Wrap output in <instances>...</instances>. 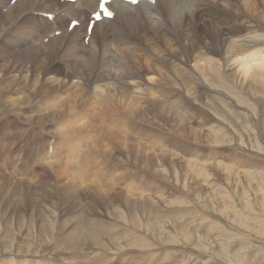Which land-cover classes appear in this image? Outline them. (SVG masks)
Segmentation results:
<instances>
[{"label":"bare ground","instance_id":"1","mask_svg":"<svg viewBox=\"0 0 264 264\" xmlns=\"http://www.w3.org/2000/svg\"><path fill=\"white\" fill-rule=\"evenodd\" d=\"M98 7L99 0H0V127L6 130L2 135L0 134V140L2 138H5V140L9 138L8 136L11 129L17 123L14 120V116H18L19 118V115H23L24 111L29 109L33 101L36 100L39 102L37 107L42 112H44V110L48 111L55 109L54 111H59L60 114L64 116L65 114H70L69 117L75 112V116L71 118L73 121L70 119L67 121L69 125H72V123L74 125L75 121L87 119L85 121H80L82 122L81 126L85 128L88 127L87 129L96 126L97 128L108 126V128L115 129V132H112L113 134L111 136L104 139V143H106V145L108 143L107 147H109V145L114 146L115 144V148H118V153L126 157L125 159L120 158L122 163H128V167L125 168L126 170H123L124 174H127L126 171L128 172L129 170V172L131 171L132 173L130 175L131 177H141L143 173L148 171L152 166L151 163L154 161V158L150 157L152 154L148 159L145 156L148 157L149 154L145 155V153H149L147 150H149V148H155V146L152 145L153 147L150 146L145 149V143L143 144L140 142V145H136L137 142L135 143L133 141V143H135V145H133L126 137L130 136L136 139H142L143 136L141 137L140 135L144 133V131H142L143 125L155 126V118H163V116L166 118L170 117L171 120L174 119L176 121V117L181 116L177 113V110L181 113L185 110H189L190 116H187L188 113L187 115L183 113L182 116L185 117L187 121L179 120L176 123H172L171 130L169 129L170 132L166 134L170 135V139L176 143H179L177 140L180 142L182 141L178 134L182 136L185 135L187 138L198 142L193 143V145H195L201 143V140L204 141L206 138L214 140L217 136H220L219 125L216 123H214L213 126H203L199 123V118H202L204 121L208 119V116H211L212 119L216 118L215 116L212 117L208 112L209 110L205 108V105H208L207 99H210V103L214 105L212 106V110L216 109V111H221L224 109L223 113L226 116L231 112L226 111L228 106L227 99L220 105L215 102V99L222 95L221 91L224 88L220 89V86L223 81L231 83L233 87L238 90V93L240 92L246 96L253 97L254 100H256L258 94L264 96V0H138L135 4L122 0H108L107 8L108 11L112 13V16H103L101 13L100 19L97 20L93 18L92 15L99 12ZM72 21L78 22L75 27L70 26ZM39 35H41V39H39ZM162 51H164L165 55L160 56V52ZM157 63L161 66L165 65V68L158 66ZM51 74L57 77L53 79L50 76ZM55 82H58L55 89L67 90L64 95H67L68 101H63L64 99L60 100V98L62 99L64 97L63 95L58 96V94L54 96V88H46L48 85H54ZM168 86L172 87V89H169ZM85 87H87V89ZM173 87L177 90H181L182 93L181 91L177 92ZM45 89L46 91L47 89L51 91L46 92ZM184 94L188 96V98L197 96L200 101L198 100V102L195 103L196 105L192 106V104L183 100L184 98H182L181 95ZM85 96L91 97L92 100V103L89 101V104L88 102L87 107L82 103L84 102L83 99H85ZM259 102L264 103V101ZM237 106L243 108L240 105ZM88 107L92 110H90L91 113ZM98 109L100 110V116L102 114L109 123L101 121L103 119L102 116L101 118L97 117L98 119L93 123L94 120L90 118L93 116L92 113L94 112V114H96L95 112H97ZM197 109L202 112V116H200L201 113H198ZM260 110V113H264V108L262 106H260ZM113 111H118L120 113L113 114ZM42 112L34 118L35 122H38L39 125L45 120H51L52 116H54L49 115L45 119V115H42ZM51 114H53V111ZM193 119L195 123L198 122L197 126L191 124ZM260 119L261 125L264 127V114ZM26 121H29V118L26 119ZM76 126L77 124L75 127ZM73 128L69 130H73ZM202 131L207 134V136L203 135ZM66 132L68 131L66 130ZM148 138H150V136ZM11 140L13 139L11 138ZM79 141L81 140L79 139ZM70 145L72 146L73 144L70 143ZM187 146L188 145H185V147ZM71 149L76 155L80 148L71 147ZM109 149L112 152H110V150L108 151V149H106V152L103 150L105 153V155L103 154L105 159L101 158L103 159V162L101 161L103 164L104 161L115 157V152L113 153L114 149ZM159 151L163 153L164 157L162 156V160L167 157L170 158L171 161H174V159L172 160V156H176L175 152L167 151L162 147L159 148ZM193 152L186 151L188 154H193ZM177 154L180 156L179 152H177ZM177 160L178 162L182 161V159ZM183 161L182 163L185 165V168L188 166V163L190 166L191 162H187L188 160L185 162ZM58 168L60 169V167ZM138 168H140V170H138ZM174 168L175 167H173V171H176ZM165 170L166 169H162V167H155L154 169L155 173L158 175H163ZM53 172L55 173V171ZM13 174L10 176H13ZM74 174L76 173L74 172ZM50 175L51 174H49V177ZM74 176L76 177V175ZM36 177L37 175L35 178ZM56 177L59 176L57 175ZM118 177L117 175V178ZM77 178L76 182L78 181ZM93 179L90 180V183L96 181ZM108 179L111 181L112 178L110 179L109 177ZM133 179L134 178L131 180ZM70 180L71 178L69 182ZM82 181L83 180L80 182L81 184ZM51 182L52 180L50 184ZM44 183L45 182H43L42 185ZM84 185L83 187L86 186ZM65 186L63 188H65ZM71 188L72 189L63 192L64 196L72 199L77 204L81 203L79 207L85 208V213H90L91 218L93 217L92 215H96L99 209H104L109 215L113 213L115 217H119L117 215V208L119 207L123 209L127 208V211L130 213L131 209L135 206L134 215L139 211L137 203L141 201H139L136 196L134 197L132 193L129 196L132 197L133 202L131 198L127 197V194L119 196V193L114 194L107 191H105V193L104 191L95 190L87 192L88 195L87 193L85 196L81 195L84 197V200H82L79 192L74 191L73 185ZM43 190V193L40 192L41 195L44 194L43 209L41 208L42 203L38 204L35 202L30 206L37 213L36 219L33 218V222L38 220L37 225L41 224L42 227L49 223L48 217L50 218L54 212H57L59 209L57 204L54 203V199L60 197L59 189L43 188ZM62 190L61 188V191ZM4 191L6 190L3 189L2 183H0V199L7 197ZM124 192H126L125 189ZM25 196H28V193ZM61 197H63V195ZM44 201L47 203L46 205ZM147 202L150 204L149 200ZM145 207L149 212H153L151 206L149 207L146 204ZM42 210H44V214ZM86 216L79 215L77 226L80 228L86 227V230H83L84 238L89 240L93 239L97 234L94 232L95 226H93V218L89 219ZM3 217L4 216L0 217V232L3 234V228L6 230L5 233H8L10 229L16 228L18 231L26 229L31 230L36 226L32 223L31 217L28 219L24 216H18L17 218L15 217L16 219H13L14 222H12L10 218L3 219ZM137 220L139 219H136V221ZM232 220L235 221L233 218L231 221ZM61 222H63V220ZM121 222H123V220ZM146 223H148V221ZM176 223L177 221H174L172 229L175 231L182 229L181 227L183 226L180 225V227ZM147 226L148 232H154L155 234L154 222H150ZM185 231L189 230L186 229ZM71 233L70 238H75L79 235L80 230L74 229ZM8 234L5 236L10 237L13 233L10 235ZM152 234L153 233H151L150 236H153ZM222 235L224 238V234ZM214 236L210 238L216 243L219 242ZM111 238L113 237L111 236ZM163 238L167 241L171 239L170 236H165ZM8 239L9 238L6 237L0 239L1 242L4 244L6 243L5 248H9L7 245ZM174 239L176 240V238ZM141 240L143 241V239ZM204 240L207 239L205 238ZM225 243H227V241ZM154 244L155 243H153V245ZM218 244H220V242ZM28 247L29 245H26V243H19L17 249L19 253L23 254L26 253ZM194 247L197 246L195 245ZM130 252L132 253V251ZM221 252L224 251L222 250ZM11 259L8 258L7 260L5 259L6 261L3 260V262H1L2 264L21 263V261L17 260L11 263L13 261H11Z\"/></svg>","mask_w":264,"mask_h":264},{"label":"rangeland","instance_id":"2","mask_svg":"<svg viewBox=\"0 0 264 264\" xmlns=\"http://www.w3.org/2000/svg\"><path fill=\"white\" fill-rule=\"evenodd\" d=\"M38 37L41 39V35ZM161 55H165L164 51L160 52V56ZM157 65L165 68V65L161 66L158 63ZM50 76L53 79L57 77L53 74ZM57 83L58 82H55L52 86L48 85L46 88H54V96L58 94V96L63 95L64 97L62 99L59 97L60 100L64 99L63 101H68L67 95H64L67 90L55 89ZM227 83V81L221 83L220 89L224 88L222 89L224 92L221 91L222 97L220 96L215 99V102L220 105L225 99H227L229 107L227 106L226 111L231 112L226 116L223 113L224 109L221 111H216V109L212 110V106L214 105L210 103V99H207L208 105H205V108L206 110H209L208 112L212 117L215 116L216 118L212 119L211 116H208L206 121L202 118L198 119L199 123L203 126H213L214 123L219 125L220 136H217L214 140L206 138L204 141L201 140V143L193 145V143L198 142L178 133L180 140H182L181 142L177 140L179 143H176L170 139L171 136L166 133L170 132L169 129L171 130L172 123H176L179 120L187 121L186 118L182 116L183 113L186 115L188 113L187 116H190L191 114H189V110H185L183 113L177 110V113L181 116L176 117V121L174 119L171 120L170 117L166 118L163 116V118H155V126L143 125L142 131H144V133L143 135H140L141 137L143 136L142 139H136L135 137L130 136L126 137V139H129L128 141L133 145H135L136 142V145L145 143V149L150 146H155V148L153 147L154 149L149 148V150H147L149 153H145V155L149 154L148 157L144 155L149 159V156L152 154L150 157H153L154 161L152 163L149 162L152 166L148 171L143 173L141 177H131L130 175L132 173L131 171L129 172V170L128 172L126 171L127 174H124L123 170H126L125 168L128 167V163H122L120 158L125 159L126 157H124L123 154L118 153V148H115V144L114 146L109 145V147H107L108 143L107 145L104 143V139L111 136L115 132V129L108 128V126H104L103 128H97L96 126L87 129L88 127L85 128L84 126H81L82 122H80L87 119L78 120L77 122H74V125L73 123L72 125H69L67 121L75 116V112L72 113L70 117V114H65L64 116L60 114L59 111H54L55 109L48 111L44 110V112H42L37 107L39 102L36 100L33 101V104L30 106L31 108L29 107V109H26L23 115H19V118L18 116H14V120L17 123L13 127L14 129H11L8 136L9 138L7 140H5V138L0 140V183H2L3 189L7 191H4L7 194V197L0 199V217L4 216L3 219L10 218L12 222H14L13 219L18 216H24L28 219L31 217L32 223L36 226L31 230L26 229L18 231L16 228L10 229L8 231L9 234L5 233L6 230L3 228L4 234L0 232V239L3 237L9 238L7 242L9 248H5L6 243L4 244L0 240V259H2L0 262H3V260L6 261L8 258H13L11 259V261H13H10L11 263L15 262V260L21 261V263L16 264H264V127L261 125L260 121V118L264 114L260 113V106L264 108V103L259 102L264 101V96L258 94L256 100H254L253 97L246 96L240 92L239 94L237 92L238 90L235 89L231 83ZM85 88L87 89V87ZM168 88L172 89V87L169 86ZM173 89L175 88L173 87ZM175 90L177 92L181 91L177 89ZM47 91L49 92L51 90L47 89ZM181 97L184 98V101L192 104V106H195V103L198 102V100L200 101L197 96L188 98V96L184 94L181 95ZM84 98L86 100L83 99L84 102H81L87 107L88 102L90 101L92 103V100L91 97L88 96H85ZM237 105H240L243 108H240ZM88 110L91 113L92 110L89 107ZM35 111L38 113L36 114ZM52 111L53 114H51ZM197 111L198 113H201L200 116H202V112H200L199 109H197ZM41 112L42 115H45V119L49 115L54 116H52L51 120H45L39 125L38 122H35L34 118ZM95 113L96 114H94V112L92 113L93 116L90 115V119L94 120L93 123H95L96 119L101 118L102 116V114L101 116L99 114V109ZM118 113L120 112L113 111V114ZM76 115L78 116L77 112ZM28 118L29 121H26ZM102 118L101 121L105 122L106 119L104 116H102ZM194 121L195 120L193 119L191 124L197 126L198 122L195 123ZM76 124L77 126L75 127ZM69 127L74 128L73 130H69ZM66 130L68 132H66ZM0 132L2 135L6 130L0 127ZM202 134L207 136L203 131ZM149 136L150 138H148ZM11 138L13 140H11ZM79 139L81 141H79ZM133 141L135 143H133ZM70 143L73 145L71 146ZM185 145L188 146L185 147ZM71 147L80 148L76 155L72 152ZM105 147L108 151L110 150L109 148L112 150L114 149L113 153L115 152V157L109 159L110 161H104L103 164V159H105L104 151L106 152ZM160 147L165 148L167 151L175 152L176 156H172L173 158L171 157L174 161H171V159L167 157L162 160L163 153L161 152L162 150L159 151ZM186 151L194 152L193 154H188ZM110 152L112 151L110 150ZM177 152H179L180 156H178ZM57 159L61 161H58ZM177 159H182V161L184 160L183 162L188 160L187 162H191V164L189 166L188 163V166L185 168L182 161L178 162ZM58 167H60V169ZM155 167H162V169L165 168L166 170L163 175H158L154 171ZM173 167H175L174 169H176V171H173ZM51 170L55 171V173ZM138 170H140V168H138ZM74 172L76 174H74ZM12 174L13 176H10ZM49 174H51L50 177ZM36 175L37 177L35 178ZM57 175L59 177H56ZM74 175H76V177ZM117 175L119 176L118 178ZM109 177L110 179L112 178L111 181L108 179ZM70 178V182L73 184L69 182ZM76 178L78 180L77 182ZM132 178L134 179L131 180ZM80 179L83 180L82 184H85V187L80 183ZM92 179L96 181L90 183V180ZM51 180L53 183L51 182L50 184ZM43 182L46 184L44 183L42 185ZM72 185L74 191L79 192L80 196H85L87 192L92 190L107 191L114 194L119 193V196L127 194V197L131 198L133 202L132 197L129 196L132 193L142 204L137 203L139 209L135 214L137 217L134 215L136 209L134 206L130 213L127 211V208H117V215L119 217L113 216V213L109 215L104 209H99L96 215H92V219L90 213H85V208L79 207L81 203L77 204L72 199L64 196L63 192L72 189ZM64 186L65 188H63ZM43 188L59 189L58 191L62 193H59L60 197L54 199V203L57 204L59 209L57 212H54L50 218L48 217L49 223L42 227L41 224L37 225L38 220L33 222V218L37 216V213L30 206L36 202L38 204L42 203L41 208L44 207V194L41 195L44 191ZM61 188L63 189L62 191ZM123 188L126 192H124ZM27 193L28 196H25ZM62 195L63 197H61ZM82 196L81 199L84 200V197ZM157 199L160 200L158 201ZM148 200L150 201V204H148ZM44 203L45 205L47 204L45 201ZM146 204L149 207H152L153 212H149L146 209ZM42 211L44 214V210ZM79 215H88L86 217L92 219V222L94 223L93 226H95L94 232L97 234L96 236L94 235L95 237L93 239L86 240L84 238L83 232L86 230V227L84 226L80 228L77 226ZM232 218L235 219L236 222L233 220L231 221ZM136 219L139 220L136 221ZM62 220L63 222H61ZM122 220L123 222H121ZM147 221L148 223H146ZM152 221L155 224V234L154 232H148L147 228V225ZM174 221H177L176 224H178V226L182 225L183 227L180 226L182 229L177 231L172 229ZM88 222L91 223L90 221ZM74 229L80 230V236L78 235L75 238H70L72 234L71 232ZM186 229L189 231H185ZM158 230H160L161 233ZM151 233H153V236H150ZM7 234H11L10 237L5 236ZM222 234H224V238ZM164 235L166 237L170 236V238L173 237L171 239L169 238L170 240L167 241L163 238L165 237ZM111 236L113 238H111ZM211 236H214L220 244H218L219 242H214L210 238ZM174 238H176L177 241ZM205 238L207 240H204ZM141 239H143V241ZM202 240L206 242H203ZM225 240L227 243H225ZM19 243H26V245H29L26 253L22 254L18 252L17 246ZM153 243L155 244L153 245ZM195 245L197 247H194ZM129 250L132 251V253ZM220 250H223L224 252H221ZM2 262L0 264H2Z\"/></svg>","mask_w":264,"mask_h":264},{"label":"snow or ice","instance_id":"3","mask_svg":"<svg viewBox=\"0 0 264 264\" xmlns=\"http://www.w3.org/2000/svg\"><path fill=\"white\" fill-rule=\"evenodd\" d=\"M130 2L133 3V4H135V3L138 2V0H130ZM107 3H108V0H100L99 7H100V10H101V11L95 13V18H96L97 20L100 19L101 12H103V13H104L106 16H108V17H111V16H112V13H111L110 11H108V9L105 7V5H106ZM77 23H78L77 21H72L70 26H71V27H75Z\"/></svg>","mask_w":264,"mask_h":264}]
</instances>
